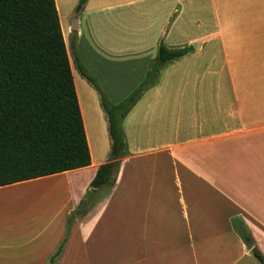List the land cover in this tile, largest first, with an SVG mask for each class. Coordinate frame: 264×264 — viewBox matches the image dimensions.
Segmentation results:
<instances>
[{
	"label": "crops",
	"instance_id": "obj_1",
	"mask_svg": "<svg viewBox=\"0 0 264 264\" xmlns=\"http://www.w3.org/2000/svg\"><path fill=\"white\" fill-rule=\"evenodd\" d=\"M83 8L114 61L96 76L101 89L121 75L141 83L161 43L193 50L167 62L124 116L133 146L125 138L115 183L70 227L68 216L106 162L89 141V166L0 187L66 182L46 185L45 211L22 212L26 225L7 231L18 242H0V264H49L66 231L56 264H261L234 220L264 255V0H87ZM69 24L75 51L82 16ZM80 171L84 181L67 177ZM53 229L55 244L43 248L38 239ZM98 241L113 242V252L99 254Z\"/></svg>",
	"mask_w": 264,
	"mask_h": 264
},
{
	"label": "trees",
	"instance_id": "obj_2",
	"mask_svg": "<svg viewBox=\"0 0 264 264\" xmlns=\"http://www.w3.org/2000/svg\"><path fill=\"white\" fill-rule=\"evenodd\" d=\"M87 0H80V10ZM192 47L159 46L158 58L131 96L111 106L103 94L114 159L102 163L90 183L91 189L68 216L85 215L96 202V191L115 183L119 158L126 141L120 123L143 91L159 78L163 66L183 57ZM73 60L81 74L101 90L94 76ZM122 118V119H121ZM92 162L69 50L56 0H0V187L89 166ZM246 242L254 241L247 226L234 220ZM67 234L50 257L56 264ZM252 253L264 264V255L254 245Z\"/></svg>",
	"mask_w": 264,
	"mask_h": 264
},
{
	"label": "rangeland",
	"instance_id": "obj_3",
	"mask_svg": "<svg viewBox=\"0 0 264 264\" xmlns=\"http://www.w3.org/2000/svg\"><path fill=\"white\" fill-rule=\"evenodd\" d=\"M56 1H57L58 11L60 14L62 25L64 29L66 28L65 33L68 43L69 54L71 58L74 80L76 84L78 97H80L79 101L82 102V104L80 103V106L83 110L82 115L84 114L83 115L84 123L87 126L86 132L88 133L87 135L89 138L88 141L91 144L90 146L91 151L93 152V156L96 160L102 159L107 161L112 155L111 153L112 141L108 129L107 114L103 108L101 96L104 94L107 97V100L109 101L110 105L115 106L123 102L124 100L128 99L131 96V94L134 91H136V89L139 88V85L141 83L139 81L137 83H134V81H136L135 79L129 82L127 81L128 80L127 75H121V78L118 80H110L109 82H104V84H101L100 86L103 85V87L104 86L105 87L99 90L98 88H96L94 84L89 82L87 78L81 74L80 70L76 67L75 61L73 60L74 53L72 52V50H74V40L71 41L72 36L70 35V32L67 31V25L69 23H70L69 28H71V22H73V25H75L78 16L79 15L82 16V25H81L80 34L77 37L75 36L76 37L75 42L77 47L75 49V53L80 57L84 69L89 74H91L94 77L101 76V71L105 69L109 71V69L114 64V61L112 60V63L109 62L111 61V59H108V57L104 55L107 52H109L104 46L103 43L104 41L100 43L94 31L91 30L90 27L88 26V23L93 21L94 16L92 15L91 12L87 11V9L83 10L84 9L83 6L86 2L83 4L80 10H76L80 0H56ZM110 44L112 47H114L113 42H110ZM114 51L115 50H113L112 52ZM146 76L143 78L145 79ZM148 89L149 87L143 91L140 98L142 97L144 92H146ZM120 126L124 134V137L128 139V144L130 145L136 139V137L130 136L131 126H132L131 118L129 117V119H127V116L124 117L121 120ZM130 146L132 147L133 144H131ZM116 160L119 161V158H116ZM63 177L64 176H59L57 178L44 180L43 182H37L22 187H16V188L12 187V188H5L0 190V242H8V243L13 241L18 242L17 240L9 239L7 237L8 234L7 231L16 226L26 225V222L24 220H23L24 222H21V220H19L20 219L19 217H22L23 211H25L24 215L26 214L27 215L26 217H30L29 215L31 214H37L40 213L41 211H45L44 205H42L43 202L42 200L46 199V194L45 192H43V190L47 188L46 185L48 186V184L52 180H59V184H61V188L64 187L66 185L65 184L66 182L65 179H63ZM67 177L71 178L73 182H76V180L79 179L84 181L87 177V172H82V171L75 172L73 174H68ZM38 186H44V189H33V190L29 189V188H37ZM24 187L26 188V190L29 189L30 191H25ZM48 187L52 188L53 185H49ZM109 188H110L109 186H103L102 188H99L96 191L97 199L105 195L106 192H108ZM17 190H24V191L23 192L19 191L20 192L19 195L17 193ZM25 192H31V194L29 195L23 194ZM54 201L55 200L51 199L45 202L46 204H53ZM30 203L34 205L29 207ZM36 203L38 205H35ZM28 207L29 209H27ZM38 208L40 209L38 210ZM3 231H5V233H3ZM57 235H58V229H53L52 232L45 235H41V237L38 239V244L43 248H50L51 246H53V244H55L54 241L56 240ZM108 236L114 237L116 235L114 234L106 235V237ZM50 239L52 241H50ZM105 242L98 241L97 243L98 249L96 251L99 252V254L104 253L106 250L105 248L106 247L108 248V246L113 252L114 249L113 242L111 244L109 242L108 243Z\"/></svg>",
	"mask_w": 264,
	"mask_h": 264
},
{
	"label": "water",
	"instance_id": "obj_4",
	"mask_svg": "<svg viewBox=\"0 0 264 264\" xmlns=\"http://www.w3.org/2000/svg\"><path fill=\"white\" fill-rule=\"evenodd\" d=\"M114 159V156L113 155H111V157L107 160L108 162H110V161H112ZM253 248V243L252 242H249L248 244H247V249L248 250H251Z\"/></svg>",
	"mask_w": 264,
	"mask_h": 264
},
{
	"label": "bare ground",
	"instance_id": "obj_5",
	"mask_svg": "<svg viewBox=\"0 0 264 264\" xmlns=\"http://www.w3.org/2000/svg\"><path fill=\"white\" fill-rule=\"evenodd\" d=\"M86 108V107H85ZM87 112V111H86Z\"/></svg>",
	"mask_w": 264,
	"mask_h": 264
}]
</instances>
